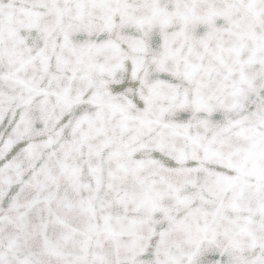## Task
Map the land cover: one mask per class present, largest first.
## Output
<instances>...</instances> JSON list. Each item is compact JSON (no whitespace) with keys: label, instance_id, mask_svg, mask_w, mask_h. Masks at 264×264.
I'll list each match as a JSON object with an SVG mask.
<instances>
[{"label":"snow or ice","instance_id":"snow-or-ice-1","mask_svg":"<svg viewBox=\"0 0 264 264\" xmlns=\"http://www.w3.org/2000/svg\"><path fill=\"white\" fill-rule=\"evenodd\" d=\"M0 264H264V0H0Z\"/></svg>","mask_w":264,"mask_h":264}]
</instances>
